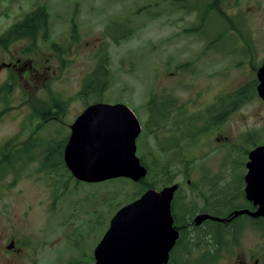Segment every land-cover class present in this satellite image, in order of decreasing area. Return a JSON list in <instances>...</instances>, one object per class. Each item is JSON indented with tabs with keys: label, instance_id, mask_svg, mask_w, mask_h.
Wrapping results in <instances>:
<instances>
[{
	"label": "rangeland",
	"instance_id": "rangeland-1",
	"mask_svg": "<svg viewBox=\"0 0 264 264\" xmlns=\"http://www.w3.org/2000/svg\"><path fill=\"white\" fill-rule=\"evenodd\" d=\"M223 2L220 7L231 14L237 31L214 15L194 31L198 13L167 0H0V33L36 6L48 12L45 37L38 36L34 49H26L29 40L0 49V84L11 72L16 77L11 93L0 99V145L18 136V142L32 137L59 147L76 116L95 102L76 94L99 54H105L107 88L97 101L122 102L134 112L141 125L136 154L150 167L149 178L165 168L177 170L173 181H157L153 189L178 184L172 209L181 224L209 207L208 192L242 205L248 153L264 144V101L254 95L205 133L197 131L198 119L181 134L173 132L175 111L157 121L150 103L154 94L172 96L188 117L255 77L264 56V0ZM54 97L69 99L66 109L43 121L38 112ZM188 122L181 119L178 125ZM41 158L37 149L27 163L0 170V243L14 247L0 253V264H92L111 216L143 185L126 178L78 181L62 169L52 172ZM232 227L235 238L221 248L216 264H254V258L263 264L264 222L239 217ZM186 230L188 238L190 231L202 236L198 248L183 238L172 253L179 260L181 251L188 252L193 262L207 251L210 230L207 224Z\"/></svg>",
	"mask_w": 264,
	"mask_h": 264
},
{
	"label": "water",
	"instance_id": "water-1",
	"mask_svg": "<svg viewBox=\"0 0 264 264\" xmlns=\"http://www.w3.org/2000/svg\"><path fill=\"white\" fill-rule=\"evenodd\" d=\"M255 78L256 94L264 101V56ZM69 127L63 161L76 180L90 183L126 178L138 182L145 177L147 168L136 154L141 125L125 103H91ZM246 169L245 197L257 208L233 210L227 221L241 214L264 216V144L249 151ZM177 187L174 183L159 190L147 189L118 208L93 249L92 264H167L178 237L171 215ZM205 219L223 220L205 213L195 216L193 222Z\"/></svg>",
	"mask_w": 264,
	"mask_h": 264
},
{
	"label": "trees",
	"instance_id": "trees-1",
	"mask_svg": "<svg viewBox=\"0 0 264 264\" xmlns=\"http://www.w3.org/2000/svg\"><path fill=\"white\" fill-rule=\"evenodd\" d=\"M171 3H175L179 5L182 9H185L186 12H196L199 17L198 27H193V30H200L201 27L205 24V21L208 20L210 15H214L217 18H221L224 23H228L230 26L236 29L232 24L231 14L228 13L225 7L221 6V3L224 0H167ZM224 3V2H223ZM47 21H48V12L46 7L36 6L34 9L27 11L21 18L16 20L13 24L8 26L2 33H0V49H6L10 44L21 40H29V45L26 47L27 50L30 48L34 49V45L36 44L37 38L42 34L43 39L45 37V33L47 30ZM129 34V33H128ZM127 34V35H128ZM234 34V33H233ZM126 35V34H125ZM113 40L117 41L116 35H112ZM222 37V36H221ZM220 37V38H221ZM218 38V39H220ZM216 39L215 41H217ZM25 53V52H24ZM108 61L106 60L105 54H102L100 61L97 63V66L94 72L91 74V77L84 82V86L81 91H79L77 96H90L97 101L101 96L102 92L107 88V76H108ZM16 84V77L13 72L10 73L8 79H6L2 84H0V99L5 100L7 95H9ZM256 78L252 77V79L242 87L237 90L230 91L222 96L217 98V102L211 104L207 107H204L197 113H193L188 117H185L184 111L182 108L177 106V101L172 96L166 95L167 100L163 97H158L157 95L150 96L151 111L157 118V121H163L170 116L171 111L174 110L175 114L172 115V119L174 121V129L173 132L177 134H181V132L185 131L190 125L194 126L197 120H201L202 124L198 128L199 133H205L206 129L209 125H215L221 122V120L228 114L232 109L237 107V105L241 102H245L249 100L252 96L256 94ZM94 94H93V93ZM230 100L228 104H225V101ZM68 100H59L54 97L51 101V105L45 110H40L38 113L41 116L40 119L43 121L50 119L51 116H55L58 113L60 114L66 109V105ZM167 103V104H165ZM177 107V108H176ZM52 108H55L53 111ZM176 108V109H175ZM181 119H186L189 122L187 124L178 125ZM191 131V128L189 129ZM186 131L189 136H193V134ZM18 136L12 137L10 139L5 140L0 145V170L14 168L16 164L27 163L29 158L31 157V153L36 151L40 152L41 163L43 166L51 167L52 172H56L58 164L61 165L63 172H67L69 176L73 177L70 172L67 170L63 163L62 159V147L66 143L67 137H64L59 142V149L56 151L55 148H51L48 144H41L38 141H34L35 138H29L25 141L18 142ZM40 139V138H39ZM45 145V146H44ZM161 157L167 159L163 153H161ZM141 162L147 168V173L145 177L141 178L139 181L142 183L143 187L135 193V196L131 199H135L138 197L143 191L155 188V182H159L162 185L169 184L174 180L176 176V171H170L169 169H163L160 172L156 173L157 178L151 179L148 175L151 173L150 167H148L140 158ZM188 162L191 159H187ZM51 164V165H50ZM56 169V170H54ZM54 170V171H53ZM188 168L185 167L183 172L187 173ZM171 172V173H170ZM74 178V177H73ZM138 181V183H139ZM134 183V182H133ZM209 192L205 193V199L207 200V204H209L208 208L203 209L202 212H208L212 215L218 216L222 218L221 221L207 220V225L209 227L210 232L207 236V251L200 255L198 258L194 259L192 262L188 257V252H180V256L184 255L177 259H174V254H171V258L168 260L167 264H189L187 261L192 262L193 264H216L219 258V251L222 247L229 246V240L235 238L236 230L232 227V222L224 223L222 221L228 217V213L230 211H226V206L232 208L231 210L240 208L239 203L235 202L232 198L226 197H215V195L209 194ZM242 194V188L240 187V195ZM210 198L213 201H210ZM174 202V199H173ZM172 202V206H173ZM173 210V209H172ZM189 241L198 248V244L202 241V236L189 235ZM181 248L185 249L184 246ZM177 248H175L176 250ZM175 252V251H174ZM177 260V261H176Z\"/></svg>",
	"mask_w": 264,
	"mask_h": 264
},
{
	"label": "flooded vegetation",
	"instance_id": "flooded-vegetation-1",
	"mask_svg": "<svg viewBox=\"0 0 264 264\" xmlns=\"http://www.w3.org/2000/svg\"><path fill=\"white\" fill-rule=\"evenodd\" d=\"M101 56H102V54H99V57H98L97 61L95 62V65H94V67L92 68V70H91L89 73H87L86 76H84L79 91L82 90V88H83V86H84V82H86V81L91 77V74L94 72V70H95V68H96V66H97V63L100 61ZM95 102H100V101H95ZM92 103H94V102H92ZM90 104H91V103H90ZM88 105H89V104H88ZM88 105H87V106H88ZM64 145H65V144H64ZM51 148H52V146H51ZM52 149H53V148H52ZM58 149H59V147H57V144H56V151H58ZM63 149H64V146L62 147V159H63ZM63 163H64V161H63ZM50 165H51V164H50ZM60 169H62V167H61L60 164H58V166H57V171L60 170ZM242 180H243V182H242V186H241V188H242V194L240 195V196H241V201H242V206H240V208H237V209L247 208V209H249L250 211H254V210H256L257 206L254 205L251 201H249V200L246 199V197H245V193H244V185H245V182H244V176H243V179H242ZM170 185H171V184H170ZM160 189H161V188H160ZM175 191H176V190H175ZM173 198H174V195H173ZM173 198H172V201H171V215H172V218H173V227L177 230L178 237L176 238V240H175V244L173 245V247L171 248V250H170V252H169V259L171 258V254H172V252L175 250V248L178 247V245H180V243H181V241H182L183 238H185L187 244H189V242H190L189 239H190V238H188V236H186V232L183 233L186 229H187L186 231H189L192 227H196V228L198 229L199 226H201V228H203V227L207 224V220H210V219H205V220H203L201 223H199V224H195V223L193 222V218H192L191 221H188V222H185V223H182V224H181V222H180L181 220H180L178 217H177V218L175 217V214H174V212H173V210H172V208H173V206H172ZM234 210H236V209H234ZM232 211H233V210H232ZM232 211H230V213L227 214L228 217L231 215V212H232ZM205 213L210 214V213H208V212H202V211H201V212L197 213L196 216L199 215V214H205ZM210 215H212V214H210ZM214 216H215V215H214ZM239 217H245V218H247L250 222H252L253 224L263 223V222H264V216H259V217L254 218V217H251V216H249V215H247V214H241V215H238V216L232 218V219L229 220V221L226 220V218H227V217H226L225 220L222 221V222H224V223H230V222L234 221L235 219H237V218H239ZM190 235H192V232H191V231H190ZM187 239H188V240H187ZM11 241H12L13 244H14V240H10V242H11ZM8 246H9V245H7V244H2V243H0V253H1V252H6V251H7V252H11V251L14 250V247H13V248H8ZM15 252H16V253H19V252H20V249H15ZM250 254H251V256L254 255L253 253H250ZM257 262H258V259H257V258H254V259H253V263H254V264H257ZM240 263H241V264H247L248 261L242 260V261H240ZM251 264H252V263H251ZM263 264H264V263H263Z\"/></svg>",
	"mask_w": 264,
	"mask_h": 264
}]
</instances>
